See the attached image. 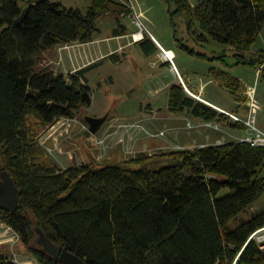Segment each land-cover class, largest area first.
Here are the masks:
<instances>
[{"label":"trees","instance_id":"16d2710c","mask_svg":"<svg viewBox=\"0 0 264 264\" xmlns=\"http://www.w3.org/2000/svg\"><path fill=\"white\" fill-rule=\"evenodd\" d=\"M165 1L186 16L199 41L229 45L237 65L259 67L264 79V52L246 56L264 27V0H199L196 7L189 0ZM89 2L83 13L50 0H0V164L20 199L16 213L0 208V220L26 244L41 228L88 264H264V250L249 241L264 228V209L231 224L264 198V147L232 141L169 150L106 161L96 171L92 164L63 169L44 152L39 139L46 129L92 106L86 74L99 64L56 74L47 53L93 42L101 17L132 13L115 0ZM25 7L28 14L16 25ZM123 35L125 28L115 31ZM138 43L147 56L159 50L148 36ZM216 75L237 93L235 78ZM168 111L247 128L180 82L169 89ZM30 250L41 264H60L38 244ZM0 264H17L2 246Z\"/></svg>","mask_w":264,"mask_h":264},{"label":"rangeland","instance_id":"374dc122","mask_svg":"<svg viewBox=\"0 0 264 264\" xmlns=\"http://www.w3.org/2000/svg\"><path fill=\"white\" fill-rule=\"evenodd\" d=\"M50 1L68 9H78L83 13H86L90 6L89 0ZM115 1L127 5L132 13L101 17L97 22L99 32L95 34L96 42L58 46L46 56L49 61H53L52 67L56 74H64L68 68L69 73H76L89 66V62L87 66H79V64L98 50L108 52L113 48L124 46L116 52L115 58L109 57L100 61L87 72V84L93 92L92 106L84 109L76 119H62L51 128L43 130L39 139L41 146L61 168L67 169L64 167L70 168L81 164L94 166L95 162L100 164L106 161L113 162L112 155L119 149L126 156L124 161L145 154L189 149L181 145L183 143H187L190 148H197L227 141H241L249 136L252 129L248 124L253 122L257 128L264 131V79L261 77L259 67L237 65L235 52L229 45L217 43L212 39H209V42L199 41L189 32L186 16L174 13L175 4H169L165 0H133L136 12L143 16L142 21L145 25L143 33L148 38L154 35L164 48L173 50L174 56L171 59L176 58L175 64L180 69L183 79L189 81L190 85L187 89L182 77L177 73L173 60L169 61L170 64L162 61L166 56L163 49L159 48L157 53L147 56L142 45L137 44L132 38L142 31V27L138 25L135 10L129 5L131 3H128V0ZM189 2L196 7L199 0H189ZM196 27L198 28V23ZM122 28L126 29L127 35L115 37V31ZM186 48L205 54L208 58L189 54ZM262 52H264V27L246 56L257 58ZM216 73L228 75L227 81H230L231 77L238 81L237 85L240 86L235 95L224 86L225 79L217 76ZM177 78L186 91L198 100L200 96L194 93V88L196 89L199 83L203 85L206 81V98L231 109L230 114L223 113L230 117V122L247 126L245 131L224 123H200L186 114H173L166 110L169 89L177 83ZM149 106L158 108L157 113L166 112V115L170 116L169 120L160 121L162 122L160 125L150 123L151 118L156 115L154 113L142 115V111ZM107 115L109 119L102 129L107 123L108 128L103 133L99 131L96 135L87 137L85 134L88 124L85 118H101ZM231 116L238 117L244 122L235 120ZM158 117L157 115L156 119ZM171 118L177 120L172 121ZM130 123H140L143 128L136 133V138L131 142L128 143L127 137L120 143V136L114 135V127L111 126ZM162 132H164L163 136H161ZM216 133L220 134L215 137ZM105 137H107L106 144L101 145L99 141L104 140ZM147 139L160 140L163 144L160 147L150 148L149 145L144 144ZM91 153L97 159L90 158ZM262 209H264V198L249 211L241 214L231 223L232 226L236 227L240 221L250 218ZM37 240L38 236L30 244L24 243L20 238L17 239L15 233L9 231L8 226L0 220V246L17 264L28 262L41 264L30 250L31 247L36 246Z\"/></svg>","mask_w":264,"mask_h":264},{"label":"water","instance_id":"95a60500","mask_svg":"<svg viewBox=\"0 0 264 264\" xmlns=\"http://www.w3.org/2000/svg\"><path fill=\"white\" fill-rule=\"evenodd\" d=\"M28 8L25 7L22 16L15 21L16 25L21 24L28 14ZM109 116L97 118L87 117L85 121L88 124L86 136L96 135L108 121ZM104 165L94 163L93 170L103 168ZM20 207L19 191L11 177V175L4 170L0 164V208L11 213H16ZM38 240L37 244L40 245L44 252L53 257L60 264H88L77 254L73 253L68 246L54 243L41 228H37Z\"/></svg>","mask_w":264,"mask_h":264},{"label":"crops","instance_id":"0c3cea01","mask_svg":"<svg viewBox=\"0 0 264 264\" xmlns=\"http://www.w3.org/2000/svg\"><path fill=\"white\" fill-rule=\"evenodd\" d=\"M140 33L142 34V39L144 38V33L142 32V31H140ZM135 33H133V35H134ZM151 37L153 38V41L157 44V46L159 47V48H161V49H163L164 51H165V53H167V51L168 50H171V51H173L172 49H166V48H164L163 46H162V44L156 39V37L154 36V35H151ZM119 38V37H118ZM133 38V37H132ZM141 39V40H142ZM138 41H140V40H138ZM137 41V42H138ZM94 42H96V40H94L93 42H90V43H94ZM133 43L135 42L134 40L132 41ZM136 42V43H137ZM86 44H88V43H86ZM78 45V44H77ZM81 45H84V44H81ZM124 46H120V47H118V48H113V49H111L110 51H108V52H106V51H104V52H102L101 50H98L97 51V53H95L94 55H90L89 56V59H85V60H83L82 61V63L81 64H79V66H82V65H85V66H87L88 64H87V62H89V65H92V64H95L96 62H102L103 60H105V59H108L109 57H111L112 55H114V54H116V52L118 51V50H120L121 48H123ZM56 49V48H55ZM54 50V49H53ZM93 56V57H92ZM161 59V58H160ZM163 60V62L165 63V64H170V62L168 61V60H166V59H164V58H162ZM175 59L176 58H172V60H173V63L175 64ZM51 62V64H53V61H50ZM87 64V65H86ZM175 66H176V64H175ZM176 70H177V73H178V75H180L181 77H182V73L180 72V69L176 66ZM70 72V70H69V68L67 69V71H66V73H64V75H67L68 73ZM175 73V72H174ZM177 75V74H176ZM177 77V76H176ZM182 79H183V77H182ZM184 81V82H183ZM180 82V80L177 78V83H179ZM182 82L184 83V85L186 86V88L188 89L189 87H188V85H190V83H189V81L187 80V82L183 79L182 80ZM205 83L202 85V84H200L199 83V86L195 89L194 88V93L195 94H197V95H199L200 96V100H202L203 102H205V103H207V104H209V105H211V106H213L214 108H216V109H218L219 111H221V112H225V113H228V114H230V112H232V110L231 109H229L228 107H224V106H222V105H220L219 103H216L215 101H213V100H211V99H208V98H206V84H207V82L206 81H204ZM181 83V82H180ZM202 85V86H201ZM190 91V90H189ZM190 93H192L191 91H190ZM146 109H147V111H146ZM158 109V108H157ZM157 109H154L153 107H151V106H149V107H146L145 109H144V111H142V115L144 114V115H146V113H154L156 116L154 117V118H151L152 120L150 121V123H152V124H154V125H160V123H162V122H160V121H164V120H169V118H170V116H167L166 115V112L164 113L163 111H161V112H158L157 113ZM166 110H168V105H167V107L165 108ZM157 115L159 116L158 117V119H156L157 118ZM161 117V118H160ZM173 117V116H172ZM171 119H173L172 121H174V119H176L177 120V118H171ZM154 121V122H153ZM177 123H179V122H177ZM106 128H108V123H107V125L103 128V129H101L100 130V132L99 133H103L104 132V130L106 129ZM173 129H175V128H172V130ZM217 134V135H216ZM215 134V137H217L218 136V134H220V133H216ZM73 136V135H72ZM219 142L221 141V140H218ZM228 142V141H227ZM144 144H146V145H149L150 146V148H154V147H160V145H162L163 143H162V141H158V140H154V139H147L145 142H144ZM181 145H183V146H185V147H187V148H190L189 146H188V144L187 143H183V144H181ZM203 146H205V145H203ZM192 148V147H191ZM87 156H89V154H87ZM90 157V156H89ZM126 156L123 154V152L119 149V150H116V151H114V153H113V155H112V160H113V162H120V161H123V159L125 158ZM90 158H92V159H97L96 158V156H94V154H92L91 153V157ZM64 168H68V167H64Z\"/></svg>","mask_w":264,"mask_h":264},{"label":"built area","instance_id":"2783aa9c","mask_svg":"<svg viewBox=\"0 0 264 264\" xmlns=\"http://www.w3.org/2000/svg\"><path fill=\"white\" fill-rule=\"evenodd\" d=\"M128 3L130 7L135 10V14H136V19L138 20V25L142 27V32L144 31L143 29H145V25L142 21V14L137 13L136 9H135V5L133 0H128ZM132 5V6H131ZM134 38V36H133ZM135 40V39H134ZM165 56V55H164ZM165 59H167L168 61H172L171 58H167L166 56L164 57ZM256 111V109H255ZM233 117V116H231ZM235 118V120L242 121L240 118L238 117H233ZM63 119H68V118H63ZM250 126V128L252 129V131L249 133V136L247 138H244L241 140V142H247L249 144H251L254 147H264V131H262L261 129L257 128L256 125L253 123H249L248 124ZM111 127H114V135H118L120 136V143L124 141L125 138L128 137V143L131 142L132 140H134L136 137V133L139 132V130L141 128H143L140 123H133V124H123V125H112ZM112 131H110L111 133ZM164 135V132L161 133V136ZM107 141V137L104 138V140L99 141L101 143V145H105ZM119 143V144H120ZM115 144H118V142H115ZM9 231H13L12 228L8 227ZM14 232V231H13ZM16 235V238L19 239V235L14 232ZM249 241H255L261 249L264 250V228L259 229L258 231H256L251 237ZM16 263V262H15ZM26 264H35L33 262H28Z\"/></svg>","mask_w":264,"mask_h":264},{"label":"bare ground","instance_id":"6f19581e","mask_svg":"<svg viewBox=\"0 0 264 264\" xmlns=\"http://www.w3.org/2000/svg\"><path fill=\"white\" fill-rule=\"evenodd\" d=\"M134 39L135 41L141 40L142 39V34L141 33H137L134 35ZM167 58H171L174 56V53L171 50H168L167 53H165Z\"/></svg>","mask_w":264,"mask_h":264}]
</instances>
